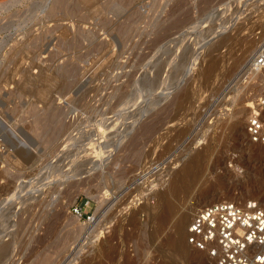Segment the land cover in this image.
Masks as SVG:
<instances>
[{"label": "rangeland", "instance_id": "obj_1", "mask_svg": "<svg viewBox=\"0 0 264 264\" xmlns=\"http://www.w3.org/2000/svg\"><path fill=\"white\" fill-rule=\"evenodd\" d=\"M262 44L264 0H0V264H214L197 209L264 205Z\"/></svg>", "mask_w": 264, "mask_h": 264}, {"label": "built area", "instance_id": "obj_2", "mask_svg": "<svg viewBox=\"0 0 264 264\" xmlns=\"http://www.w3.org/2000/svg\"><path fill=\"white\" fill-rule=\"evenodd\" d=\"M250 66L264 68L263 44L253 53ZM246 133L250 142L264 143V94L252 100ZM74 210L84 215L82 207ZM187 241L205 252L214 264H264V205L257 199H247L201 206L188 223Z\"/></svg>", "mask_w": 264, "mask_h": 264}, {"label": "bare ground", "instance_id": "obj_3", "mask_svg": "<svg viewBox=\"0 0 264 264\" xmlns=\"http://www.w3.org/2000/svg\"><path fill=\"white\" fill-rule=\"evenodd\" d=\"M250 66V65H249ZM212 68V67H211ZM263 69L264 68H262L261 70H255V69H253L251 66H250V72H261V71H263ZM256 74V73H255ZM33 123V122H32ZM134 125V124H133ZM60 141V140H59ZM123 141L124 140H122L119 144L121 145L122 143H123ZM21 144H22V147H24V149H27V150H31L30 149V144H28V142L25 140V141H21ZM66 144V143H65ZM65 144H64V147L62 148V151H61V157H62V155L63 154H65V149L64 148H66V146H65ZM32 145V144H31ZM67 145V144H66ZM116 147H118V146H116ZM34 149V148H33ZM67 150V149H66ZM31 155H32V153H31ZM57 158H58V156L56 155L55 157H54V162H57L58 160H57ZM60 158V157H59ZM29 160H31V157H29L28 158ZM60 161V160H59ZM29 162V161H28ZM105 164H106V162L103 160V162H101V164H100V167H101V169H104L105 168ZM196 165V162H185L184 163V165H183V167H182V169H180V171L179 172H177V173H175V175L171 178V180L169 181L170 183H171V188H172V190L173 191H176L177 190V186H178V182H185V179H187V177H188V172L192 169V167H194ZM198 165V164H197ZM196 165V166H197ZM158 168H159V166H158ZM103 172V171H102ZM149 174V173H148ZM147 174V175H148ZM147 175H144V177H142V179H144L145 178V176H147ZM187 176V177H186ZM168 182V183H169ZM50 183H51V181H50ZM49 183V184H50ZM179 192V191H178ZM170 205V204H169ZM171 207V206H170ZM171 209V208H170ZM167 212V211H166ZM169 213V212H168ZM186 219V218H185ZM185 219L184 220H181V221H179V223H178V225H176L177 226V230L175 231V233H177V235L175 234V236L173 237V239L175 238V240H174V242L172 243V244H174L175 246H176V248H178V249H180V250H186L185 249V233H184V228H183V226H184V224H185ZM179 220H180V218H179ZM99 222V221H98ZM178 222V221H177ZM97 223V222H96ZM176 224V223H175ZM175 226V227H176ZM188 226V225H187ZM172 239V240H173ZM172 242V241H171ZM191 245V244H190ZM194 248V247H193ZM196 249V248H195ZM199 250V249H198ZM210 258V257H209ZM211 259V258H210ZM212 260V259H211Z\"/></svg>", "mask_w": 264, "mask_h": 264}]
</instances>
